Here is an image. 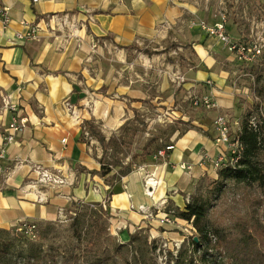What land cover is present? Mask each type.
<instances>
[{"label":"crops","instance_id":"crops-1","mask_svg":"<svg viewBox=\"0 0 264 264\" xmlns=\"http://www.w3.org/2000/svg\"><path fill=\"white\" fill-rule=\"evenodd\" d=\"M224 6V0H0L8 17L7 21L0 14V104L9 98L28 120L17 142L5 148L0 165V230L55 222L81 203L105 207L111 230L121 238L150 229L152 238L176 241L170 231L180 225L192 228L178 218L174 225L160 226L157 220L145 219L138 208H152L159 217L168 205L184 210L199 184L218 178L211 164L221 151L214 122L221 115L229 119L241 112L228 73L217 63L220 46L225 45L198 27L179 36L190 44L197 63L196 69L184 72V87L212 93L218 108L206 110L205 118L198 120L204 131L190 130L165 158L153 156L141 162L120 177L116 191L107 183L108 176H101L94 150L82 139L86 122L109 120L111 105L105 103L101 113L103 104L92 109L85 101L81 109L77 76L84 72V59L96 51L93 38L121 49L139 46L148 37L159 36L164 23L176 30L187 18L214 25ZM69 27L71 31L78 27L77 35H70ZM227 30L234 40H242L234 23L228 22ZM87 49L92 51L85 53ZM225 51L229 60L235 59ZM244 90L239 96H245ZM9 121L10 115L0 111V125ZM38 166L65 184L34 187ZM150 175L159 182L153 198L145 194Z\"/></svg>","mask_w":264,"mask_h":264},{"label":"rangeland","instance_id":"rangeland-1","mask_svg":"<svg viewBox=\"0 0 264 264\" xmlns=\"http://www.w3.org/2000/svg\"><path fill=\"white\" fill-rule=\"evenodd\" d=\"M224 1L223 10L216 13L217 21L226 17L227 22L234 23L242 38L241 43L257 42L263 46L261 57L249 64L236 59L229 60L226 48L220 46L222 55H218L217 63L228 73L229 88L234 91L238 108L241 109L239 115L229 117L228 127L234 136L243 117L260 101L255 96V90L264 81V3L259 0ZM186 20L179 30L162 24L159 36L148 37L139 46L136 44L121 49L101 38H93L95 46L92 45V49L96 51L84 59V72L77 76L80 83L77 98L83 110L85 107L80 104L85 101L90 102L92 109L103 104L99 110L101 113L105 103L111 105L109 120L103 122L93 118L86 126L83 142L94 150V157L101 164L100 173L109 172L106 175L107 183L113 188L112 191L118 190L117 183L121 176L150 158L144 154V150L155 152L156 156L159 150L173 146L188 131H204L199 127L202 122L198 120L205 118L206 110L209 109L203 101L208 96L217 102L212 93L204 95L196 91L189 92L184 87V72L196 69L197 63L190 44L179 36L194 27L206 33L200 25L202 22L208 24L192 18ZM67 30L70 35H77L78 27H75V32L71 31V27ZM89 51L92 50L87 49L85 53ZM243 89L246 92L245 96L241 93L244 97L239 96ZM100 136L105 139L104 145L99 141ZM214 186L212 179L207 178L197 186L191 198H207ZM232 198L230 194L224 208L214 209L212 225H223L236 232L249 225H257L259 210L244 204L231 209ZM104 210L107 209L91 204H76L60 220L42 224L33 233L22 226L11 232L0 233V253L12 258L6 263L15 264L22 263V257L27 254L43 257L55 252L59 254L58 263L55 264H61L72 251L81 253L93 221L100 219L104 233L98 243V251L112 255L114 259L111 264H166L153 247L165 249L169 257L176 252V244L181 245L183 242L182 253L187 261L197 259L199 264H264V243L260 240L251 244L245 238L235 252L222 254L217 262L213 256L208 258V262H202V254L193 253L194 249L189 246L197 233L187 225H180L169 232L176 241L152 238L150 229L146 232L137 231L140 233L137 236L131 234L121 238L111 230L109 215ZM260 228L264 229V226ZM93 262L94 259L84 260L87 264Z\"/></svg>","mask_w":264,"mask_h":264},{"label":"trees","instance_id":"trees-1","mask_svg":"<svg viewBox=\"0 0 264 264\" xmlns=\"http://www.w3.org/2000/svg\"><path fill=\"white\" fill-rule=\"evenodd\" d=\"M255 96L260 101L255 103L253 108L243 117L240 130L237 132L239 139L244 147L242 158L235 166H227L218 171V178L213 181L215 186L209 191L208 197H193L188 200L184 210H173L176 218L186 221L197 233L191 239L190 247L194 249L193 253H201V261L208 262L212 256L217 259L226 252H235L240 243L246 238L253 244L260 240L264 243V81L262 85L255 90ZM86 122V126L89 125ZM96 135L95 132H93ZM84 135H82L83 139ZM99 137V136H98ZM99 141L105 144V139L100 136ZM146 156L152 157L155 152L144 150ZM130 170L127 174L131 173ZM109 172H101V176H106ZM233 198L229 208L234 209L239 204L251 205L252 208L259 210L257 219L258 224L247 226L240 232L219 225H212V214L214 209H222L228 203L229 195ZM93 205V204H92ZM98 206V205H93ZM101 207V206H99ZM101 209V208H100ZM109 220L111 216L108 210H104ZM28 224V223H25ZM46 224V223H44ZM36 225V224H35ZM42 225V224H41ZM36 225V229L38 226ZM20 228V227H19ZM18 229V228H17ZM17 229L0 230V233L11 232ZM104 233L103 225L100 219H95L92 224L89 238L81 253L72 251L64 257L61 264H87L84 260L94 259L92 264H111L114 257L107 253H99L98 243ZM252 233V234H251ZM136 233L132 236H137ZM198 238V241L195 240ZM184 245H182L178 254L169 255L166 264H199V260L190 259L187 261L183 257ZM154 248V252L158 248ZM190 250V248L188 249ZM59 254L52 252L43 257L36 254H27L23 256V262L15 264H55L58 263ZM7 255L0 253L1 264L11 261ZM45 260V261H44ZM212 262V260H209ZM126 264H130L126 262ZM220 264H223L222 262Z\"/></svg>","mask_w":264,"mask_h":264},{"label":"built area","instance_id":"built-area-1","mask_svg":"<svg viewBox=\"0 0 264 264\" xmlns=\"http://www.w3.org/2000/svg\"><path fill=\"white\" fill-rule=\"evenodd\" d=\"M38 2V0H34ZM0 14L8 21L7 10L0 9ZM227 20L226 17H223L214 25H208L202 22L200 25L201 28L206 32V34L212 38H215L217 41L225 45L229 52L235 57L236 60H239L243 63H255L262 55L263 46L260 43L254 42L252 44H245L234 40L227 30ZM184 81V79H182ZM203 104L206 105V108L209 110L217 109L218 103L214 102L210 97L206 96ZM0 111L8 113L10 115V121L7 125H0V165L5 159L6 147L10 144L17 142V138L24 133L28 125V120L23 118L20 115V110L17 104H14L10 101L9 98H3L0 104ZM229 119L226 115H221L217 117L214 122V128L216 132V144L221 149L216 159L211 161L212 167L214 170L219 171L227 166H235L239 163L242 158L243 145L239 139L237 133L232 136L228 127ZM238 124V123H237ZM240 128L238 129V131ZM66 141V140H64ZM174 147L169 146L165 149L158 151L157 158H165L167 153L173 151ZM182 169H186L185 166H181ZM34 172L37 174L38 179L34 184L36 186H61L65 184V181L57 176L45 170L42 167H36ZM159 182L155 179L154 176H147L145 179V194L153 198L158 188ZM138 212L142 214L145 219L149 221H158L160 226L174 225L177 221V218L174 215V211H168V209L161 215L158 216V213H155L152 208L147 206H140ZM29 232H34L36 230L35 224H23ZM192 227V226H191ZM193 229V227H192ZM194 230V229H193ZM184 244V242H183ZM176 244V252L178 254L182 245ZM167 247V245H164ZM158 253L161 256V259L166 263L169 259L165 254V249L159 248ZM172 253L173 255H177Z\"/></svg>","mask_w":264,"mask_h":264},{"label":"water","instance_id":"water-1","mask_svg":"<svg viewBox=\"0 0 264 264\" xmlns=\"http://www.w3.org/2000/svg\"><path fill=\"white\" fill-rule=\"evenodd\" d=\"M196 241H198V238H195Z\"/></svg>","mask_w":264,"mask_h":264}]
</instances>
